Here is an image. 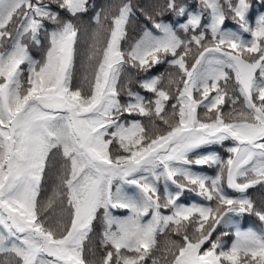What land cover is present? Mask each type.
<instances>
[{
	"label": "snow or ice",
	"instance_id": "obj_1",
	"mask_svg": "<svg viewBox=\"0 0 264 264\" xmlns=\"http://www.w3.org/2000/svg\"><path fill=\"white\" fill-rule=\"evenodd\" d=\"M252 12L0 0V264H264V228L237 219L264 224L250 195L264 192Z\"/></svg>",
	"mask_w": 264,
	"mask_h": 264
},
{
	"label": "trees",
	"instance_id": "obj_2",
	"mask_svg": "<svg viewBox=\"0 0 264 264\" xmlns=\"http://www.w3.org/2000/svg\"><path fill=\"white\" fill-rule=\"evenodd\" d=\"M91 2H94L98 8H100L101 6H106L108 3L111 2V0H91ZM141 3L144 2V0H140ZM189 3H194V0H188ZM261 12H264V9H261L257 3V0H253V12H252V17L255 18L256 16H258ZM92 13H89L87 16H85V19H84V23H90L89 21V16H91ZM40 52L39 51H36L35 49H33V56L35 58H39L40 57ZM164 68L163 66H158L157 68L153 69L152 73H150L149 75H154V74H160L161 72H163ZM134 89L136 90H139L138 89V86L136 85H132ZM137 119H143V118H140V117H137ZM217 151L220 152L221 155H224V150L223 149H220V148H217L216 149ZM203 171L207 172V173H212L213 170L211 169H207L205 168ZM51 194V185L49 186V189H48V195ZM250 195L253 199L255 200H259L262 196H264V192H261V191H258L256 189H252L250 190ZM194 197L192 196V194L190 193H185V196H184V200L185 201H191ZM198 199V198H197ZM240 222V226L242 228H248V227H252L253 229H256V230H259L261 228H264V224H262L255 216H243V217H240V218H237ZM99 231H100V228L99 226L97 227V234H99ZM172 239H179V237H175V236H172L171 237ZM164 239L165 237L164 236H161L159 237V240H160V243L163 244L164 243ZM226 242L230 243L233 239L232 236H228V237H225L224 238ZM96 243L98 244V240H96Z\"/></svg>",
	"mask_w": 264,
	"mask_h": 264
}]
</instances>
